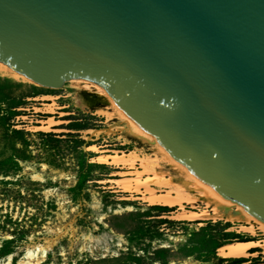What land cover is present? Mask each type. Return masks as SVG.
<instances>
[{"label": "water", "instance_id": "obj_1", "mask_svg": "<svg viewBox=\"0 0 264 264\" xmlns=\"http://www.w3.org/2000/svg\"><path fill=\"white\" fill-rule=\"evenodd\" d=\"M0 61L83 78L264 222V0H0Z\"/></svg>", "mask_w": 264, "mask_h": 264}, {"label": "rangeland", "instance_id": "obj_2", "mask_svg": "<svg viewBox=\"0 0 264 264\" xmlns=\"http://www.w3.org/2000/svg\"><path fill=\"white\" fill-rule=\"evenodd\" d=\"M113 111L86 86L44 87L0 72V264L29 256L42 257L40 264H258L256 257L226 262L218 247L235 239L264 241L262 232L234 231L225 221H177L176 208L152 205L117 184L131 170L118 158L132 153L151 160L148 176L172 184L179 177ZM51 120V130L36 128Z\"/></svg>", "mask_w": 264, "mask_h": 264}, {"label": "bare ground", "instance_id": "obj_3", "mask_svg": "<svg viewBox=\"0 0 264 264\" xmlns=\"http://www.w3.org/2000/svg\"><path fill=\"white\" fill-rule=\"evenodd\" d=\"M0 72L17 77H22L31 81L26 75L14 70L4 62L0 61ZM33 81V80H32ZM72 83L83 85L84 87L91 88L98 97L107 101L113 108L112 115L119 116L126 124L127 132L132 135L147 139L158 150L161 157L167 161L177 172L179 181L172 184L171 180H165L161 176L150 177L148 172L151 171L152 162L146 160L143 157L132 153L126 157H117L120 161L129 163L131 170L127 174L117 180V184L121 185L125 191L132 192L138 191L147 199L152 205H160L170 208H176L173 212V216L177 221L192 222V220H212L231 222L233 226L231 230L238 232H247L252 236H256L258 231L264 235V222L251 213H249L244 206L224 198L216 190L210 187L208 184L200 180L195 174H193L183 163L176 160L163 146H161L146 130H144L139 124L131 119L122 109L118 106L115 100L109 95V93L96 82L83 78H74L69 80ZM35 82V81H34ZM49 98V97H48ZM88 105V102H85ZM103 113V112H102ZM106 113V112H105ZM109 115V113H108ZM54 120L49 121L50 125L38 126L39 130H51V124ZM125 127V126H124ZM127 153V152H126ZM114 158V157H113ZM102 160V159H101ZM106 160L107 159H103ZM122 162V163H123ZM117 163V162H116ZM154 167V166H153ZM160 167V166H159ZM157 173V172H156ZM162 185H167L168 189L165 192H160L158 188ZM166 187V186H165ZM140 196V195H139ZM203 204V210L198 211L197 206ZM128 209H132L131 206ZM201 224V223H200ZM168 232L170 230L168 229ZM124 243L129 240H122ZM46 248L52 246L53 242H48ZM166 243V242H165ZM119 245H121L119 243ZM40 250H45L42 246H39ZM163 247H168L163 245ZM254 247H258L260 251H253ZM38 246L35 247V250ZM30 249L29 253H34ZM218 254L220 257L226 259V262L230 259H238L245 257H256L264 254V241L255 239L239 240L235 239L224 244H221L218 248ZM28 261H23L21 264H40L42 257L29 256ZM189 260L184 262H177L171 260L169 264H187ZM210 263V262H209ZM206 262V264H209ZM153 264H162L156 260Z\"/></svg>", "mask_w": 264, "mask_h": 264}, {"label": "trees", "instance_id": "obj_4", "mask_svg": "<svg viewBox=\"0 0 264 264\" xmlns=\"http://www.w3.org/2000/svg\"><path fill=\"white\" fill-rule=\"evenodd\" d=\"M239 240H244V239H239ZM245 240H249V239H245ZM229 242V241H228ZM224 244V243H223ZM253 251H258V249H253ZM240 259V258H239ZM256 259V262L258 263V264H264V259H262V257L261 256H259V257H256L255 258ZM226 260V259H225ZM240 261H247V259H241Z\"/></svg>", "mask_w": 264, "mask_h": 264}, {"label": "crops", "instance_id": "obj_5", "mask_svg": "<svg viewBox=\"0 0 264 264\" xmlns=\"http://www.w3.org/2000/svg\"><path fill=\"white\" fill-rule=\"evenodd\" d=\"M219 248V247H218ZM254 248H258V247H254ZM259 256H263L264 257V254H261V255H259ZM256 257H258V256H256ZM245 258H253V257H245ZM233 259V258H232ZM232 259H230V260H232ZM239 259V258H238ZM228 262H230V261H228Z\"/></svg>", "mask_w": 264, "mask_h": 264}]
</instances>
